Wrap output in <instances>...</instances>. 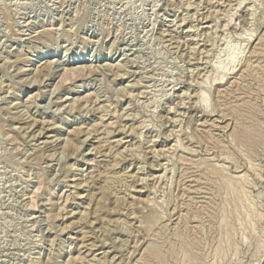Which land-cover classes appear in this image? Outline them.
I'll use <instances>...</instances> for the list:
<instances>
[{"label": "rangeland", "instance_id": "1", "mask_svg": "<svg viewBox=\"0 0 264 264\" xmlns=\"http://www.w3.org/2000/svg\"><path fill=\"white\" fill-rule=\"evenodd\" d=\"M256 263L264 0H0V264Z\"/></svg>", "mask_w": 264, "mask_h": 264}, {"label": "bare ground", "instance_id": "2", "mask_svg": "<svg viewBox=\"0 0 264 264\" xmlns=\"http://www.w3.org/2000/svg\"><path fill=\"white\" fill-rule=\"evenodd\" d=\"M223 68H224V67H223ZM232 68H233V67H232ZM225 69H226V68H225ZM231 70H232V69H231ZM223 71H224V69H223ZM229 72H230V71H229ZM228 74H229V73H228ZM221 77H222V76H221ZM206 80H207V79H206ZM208 80H209V79H208ZM208 80H207V81H208ZM220 80H221V78H220ZM207 81H206V82H207ZM210 81H211V80H210ZM212 82H214V81H212ZM212 82H210V83H212ZM207 84H208V83H207ZM207 88H208V86H207ZM209 89H210V88H209ZM202 95H204V93H203ZM201 98H202V97H201ZM203 99H204V98H203ZM203 99H202V101H203ZM200 102H201V101H200ZM158 250H159V249H158ZM158 250H157V251H158ZM153 252H154V250H153ZM155 253H156V251H155ZM158 253H159V251H158ZM156 254H157V253H156ZM162 254H163V253H162ZM156 257H157V259H159V260H160V259H163V257H160L159 255H156ZM155 260H156V259H155ZM164 263H165V262H164ZM256 264H258V263H256Z\"/></svg>", "mask_w": 264, "mask_h": 264}]
</instances>
